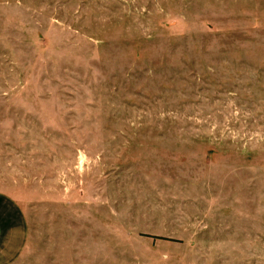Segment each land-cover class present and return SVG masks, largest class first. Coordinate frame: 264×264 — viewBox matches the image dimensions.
<instances>
[{
	"label": "rangeland",
	"instance_id": "374dc122",
	"mask_svg": "<svg viewBox=\"0 0 264 264\" xmlns=\"http://www.w3.org/2000/svg\"><path fill=\"white\" fill-rule=\"evenodd\" d=\"M1 195L6 264H264V0H0Z\"/></svg>",
	"mask_w": 264,
	"mask_h": 264
},
{
	"label": "crops",
	"instance_id": "0c3cea01",
	"mask_svg": "<svg viewBox=\"0 0 264 264\" xmlns=\"http://www.w3.org/2000/svg\"><path fill=\"white\" fill-rule=\"evenodd\" d=\"M13 206L6 197L0 196V264H6L14 260L13 254L17 251L21 258L28 253V234L20 226L13 228L7 215L9 208ZM21 228V229H20ZM18 235L19 243L13 244L12 237Z\"/></svg>",
	"mask_w": 264,
	"mask_h": 264
}]
</instances>
